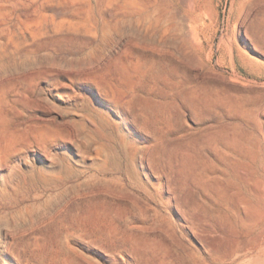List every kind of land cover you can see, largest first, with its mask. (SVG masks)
<instances>
[{
	"label": "rangeland",
	"instance_id": "rangeland-1",
	"mask_svg": "<svg viewBox=\"0 0 264 264\" xmlns=\"http://www.w3.org/2000/svg\"><path fill=\"white\" fill-rule=\"evenodd\" d=\"M243 1L0 0V264H264Z\"/></svg>",
	"mask_w": 264,
	"mask_h": 264
},
{
	"label": "bare ground",
	"instance_id": "bare-ground-1",
	"mask_svg": "<svg viewBox=\"0 0 264 264\" xmlns=\"http://www.w3.org/2000/svg\"><path fill=\"white\" fill-rule=\"evenodd\" d=\"M242 1H243V0H242ZM243 2H244V1H243ZM180 3H182V4L184 3V5H185L186 8H187V11H189V9L191 8V7H190L191 0H183V2H180ZM170 4H171V3H170ZM173 4H174V3H173ZM197 6H198V5H197ZM199 8H200V7H199ZM174 9H175V8H174ZM181 16L183 17L184 15L181 14ZM180 18H181V17H180ZM215 18H216V16H215ZM185 19H186V18H185ZM185 25H186V24H185ZM186 26H187V25H186ZM186 26H185V27H186ZM241 245L245 246L243 242L241 243ZM240 250H241V249H240Z\"/></svg>",
	"mask_w": 264,
	"mask_h": 264
}]
</instances>
